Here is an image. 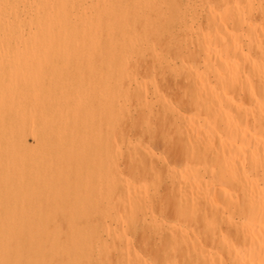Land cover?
<instances>
[{"label":"bare ground","instance_id":"1","mask_svg":"<svg viewBox=\"0 0 264 264\" xmlns=\"http://www.w3.org/2000/svg\"><path fill=\"white\" fill-rule=\"evenodd\" d=\"M1 49L53 65L0 98V264H264V0H0Z\"/></svg>","mask_w":264,"mask_h":264},{"label":"rangeland","instance_id":"2","mask_svg":"<svg viewBox=\"0 0 264 264\" xmlns=\"http://www.w3.org/2000/svg\"><path fill=\"white\" fill-rule=\"evenodd\" d=\"M24 5H25V3H24ZM24 5H20V7L25 8ZM7 50L8 49H4V50L1 49L0 50V94H1L0 98L5 97L4 99L9 98V94H11L12 92L16 91L18 93H21L23 90L26 89V88L23 89L25 87V86H23V84L25 85V81L27 78H29L34 73L41 71L43 68H49L53 65V64H45L43 62V60L41 58L44 57L45 55L40 54L42 52H39L38 54L36 52H33L34 54H31L32 52L31 53L28 52V53H30V54H28L27 51L25 50V53H26L25 54L23 50L21 51V53H19L20 50L17 53L15 50H9L8 52H7ZM1 51H6V53L3 52V54H2ZM35 59H37V60H35ZM38 60H39V62H38ZM63 67L69 68V69L74 70L75 72H78V73L83 74V75H85V73H87V66H84V65H72V66L67 65V66H65L62 64L61 68H63ZM13 79H15L14 82H13ZM15 82H16V84H15ZM88 96H89V92H87L86 90H83L82 94L79 95L80 99H82L83 101L86 100V98H88ZM3 107L6 109L4 111H6V113H8V111L10 109V104L6 103L5 106L3 105ZM95 127L96 126L92 127V129ZM93 130H95L96 132L100 131L99 127L95 128ZM134 133L135 132H131V136H133ZM32 137H31V135H29V137H28V143L32 149L30 155L32 156V158L37 159V157L39 155V151H38L37 144H36L37 142ZM23 154L24 153H22V155ZM103 158H106V154H103ZM171 163H173V161L168 159L167 164H171ZM98 187H99V185H95L92 188V193H93L94 198L92 201L88 200L86 203L89 205L104 207L105 203H106V199L104 197L105 186L104 185L101 186L100 190L96 189ZM87 188H88V186L84 187L85 190ZM93 189H95V190L93 191ZM83 204H85V201L82 203L79 202V210L80 211L82 209ZM142 252H144V250H142Z\"/></svg>","mask_w":264,"mask_h":264}]
</instances>
